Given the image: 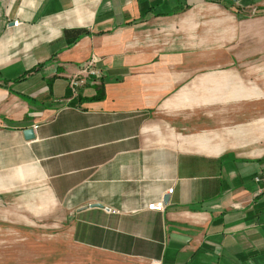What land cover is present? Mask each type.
Instances as JSON below:
<instances>
[{"label":"crops","instance_id":"obj_1","mask_svg":"<svg viewBox=\"0 0 264 264\" xmlns=\"http://www.w3.org/2000/svg\"><path fill=\"white\" fill-rule=\"evenodd\" d=\"M260 172L264 0H0L13 264H264Z\"/></svg>","mask_w":264,"mask_h":264},{"label":"built area","instance_id":"obj_2","mask_svg":"<svg viewBox=\"0 0 264 264\" xmlns=\"http://www.w3.org/2000/svg\"><path fill=\"white\" fill-rule=\"evenodd\" d=\"M13 26H17L19 23L18 19H13ZM98 61V57L92 55L89 60L86 61L81 71L73 76L69 77V86L73 92H76L79 86L85 84L88 77H94L98 82L101 78L102 71L98 67H96V62ZM35 128V127H34ZM253 181L260 186L258 193L261 194L264 192V172H260L253 177ZM172 189H169L167 194H171ZM164 204L162 202L152 203L147 206V208L151 211L162 212L164 210Z\"/></svg>","mask_w":264,"mask_h":264},{"label":"rangeland","instance_id":"obj_3","mask_svg":"<svg viewBox=\"0 0 264 264\" xmlns=\"http://www.w3.org/2000/svg\"><path fill=\"white\" fill-rule=\"evenodd\" d=\"M19 227L18 225L0 221V264H13L12 250L17 247V244H12L20 240L16 232L23 227Z\"/></svg>","mask_w":264,"mask_h":264},{"label":"water","instance_id":"obj_4","mask_svg":"<svg viewBox=\"0 0 264 264\" xmlns=\"http://www.w3.org/2000/svg\"><path fill=\"white\" fill-rule=\"evenodd\" d=\"M25 137L27 139H31L34 137V130L32 128H27L24 130ZM167 200V198L164 199V202Z\"/></svg>","mask_w":264,"mask_h":264},{"label":"trees","instance_id":"obj_5","mask_svg":"<svg viewBox=\"0 0 264 264\" xmlns=\"http://www.w3.org/2000/svg\"><path fill=\"white\" fill-rule=\"evenodd\" d=\"M101 96L100 95H96V97H92L91 99H93V98H96V99H98V98H100Z\"/></svg>","mask_w":264,"mask_h":264}]
</instances>
